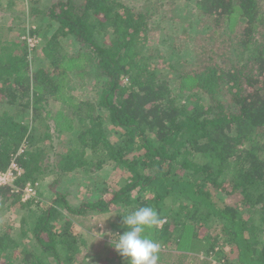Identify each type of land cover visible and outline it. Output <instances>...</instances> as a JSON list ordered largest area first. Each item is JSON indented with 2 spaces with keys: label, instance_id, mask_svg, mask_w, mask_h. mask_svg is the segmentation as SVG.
I'll return each mask as SVG.
<instances>
[{
  "label": "trees",
  "instance_id": "16d2710c",
  "mask_svg": "<svg viewBox=\"0 0 264 264\" xmlns=\"http://www.w3.org/2000/svg\"><path fill=\"white\" fill-rule=\"evenodd\" d=\"M38 2L23 17L34 48L0 22V169L25 144L14 183H38L37 202L0 187V212L19 218L0 226V264H89L73 217L113 212L115 242L142 206L162 221L157 264H264V0ZM168 21L198 31L192 60L156 36ZM80 77L93 96L72 90ZM108 168L122 182L93 195ZM110 240L105 261L126 264Z\"/></svg>",
  "mask_w": 264,
  "mask_h": 264
},
{
  "label": "rangeland",
  "instance_id": "374dc122",
  "mask_svg": "<svg viewBox=\"0 0 264 264\" xmlns=\"http://www.w3.org/2000/svg\"><path fill=\"white\" fill-rule=\"evenodd\" d=\"M125 2H129L131 5L136 4L137 0H124ZM51 0H39L38 5L41 6L43 4L50 3ZM1 9L0 14L3 17L0 19V22L4 26L12 25V30L7 34V36H12L16 39H20V36L26 30L27 24L24 23V15L27 12V8L30 5L29 0H0ZM13 16H17L16 18H12ZM39 17L36 16V20ZM36 20L33 23H36ZM182 24L176 22H162L160 25H157V28L154 29L156 36L158 34L163 35V39H167L170 41V45L168 46L169 53L173 56L184 59V60H192L196 51V47L199 44L200 36L198 35V31H196L193 35V38L190 40L182 39L178 35L180 33ZM157 31V32H156ZM51 30L49 31V33ZM197 33V34H196ZM66 46L69 47L70 43L68 41L65 42ZM82 78V79H81ZM80 80L77 82L79 86L73 87L72 90H76L79 95L82 97L93 96L94 92H89V85L84 77H80ZM49 124H53L51 117L48 119ZM109 138L113 139V134L109 133ZM106 169V168H105ZM100 170L98 174L94 175L93 178L88 181L86 178L82 177L81 174H72L69 175L68 181H66L65 185L73 193H80L82 190V185L86 186L89 184L91 190L93 191V195H96L95 186L91 185H100L102 181H108L111 183L114 182H122L121 174L118 170ZM49 179L51 176L49 175ZM95 183V184H94ZM49 200L44 201V203H48ZM21 211L19 212V214ZM18 214V211L16 212ZM18 214V215H19ZM74 219V227L76 230L81 231L86 238L87 250L84 252L87 254H92L96 252V256L92 257L89 261V264H111L110 261H105V241L108 242L111 238V234L113 231H116L121 226L118 218L115 216L113 212H104V213H90L86 215H77L73 217ZM15 221V225L18 226L19 218L16 217L15 213L10 210L1 211L0 212V226H4L6 224H10ZM14 233L18 232V229L13 230ZM110 253L107 255L109 256ZM218 264V263H217Z\"/></svg>",
  "mask_w": 264,
  "mask_h": 264
},
{
  "label": "clouds",
  "instance_id": "9594fccd",
  "mask_svg": "<svg viewBox=\"0 0 264 264\" xmlns=\"http://www.w3.org/2000/svg\"><path fill=\"white\" fill-rule=\"evenodd\" d=\"M162 223L159 213L150 206H142L122 216L124 231L117 233L110 244L125 259L126 264H157L160 244L148 230L159 227Z\"/></svg>",
  "mask_w": 264,
  "mask_h": 264
},
{
  "label": "built area",
  "instance_id": "2783aa9c",
  "mask_svg": "<svg viewBox=\"0 0 264 264\" xmlns=\"http://www.w3.org/2000/svg\"><path fill=\"white\" fill-rule=\"evenodd\" d=\"M28 27H34L33 25H29L26 27V30L22 35L20 36V39L24 41L29 48H34L36 45H38V41H40V38L37 37L35 34H30V32L27 31ZM25 148V144H22L16 154L10 159L8 165L4 169H0V187L2 186H12L15 191L20 190V200L22 202L28 201L30 199H33L35 202H37V188L38 185L37 182L34 183H26L23 187L20 189L15 186V180L23 173V168L19 164V162L16 159V156L22 152Z\"/></svg>",
  "mask_w": 264,
  "mask_h": 264
}]
</instances>
